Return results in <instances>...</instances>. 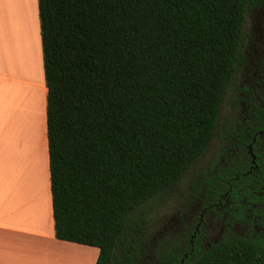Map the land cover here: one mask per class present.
Here are the masks:
<instances>
[{
	"label": "trees",
	"instance_id": "trees-1",
	"mask_svg": "<svg viewBox=\"0 0 264 264\" xmlns=\"http://www.w3.org/2000/svg\"><path fill=\"white\" fill-rule=\"evenodd\" d=\"M262 2L38 0L57 239L97 247L96 264L156 255L128 217L219 134ZM157 258L179 264L175 246ZM189 264H264V239H226Z\"/></svg>",
	"mask_w": 264,
	"mask_h": 264
},
{
	"label": "crops",
	"instance_id": "crops-1",
	"mask_svg": "<svg viewBox=\"0 0 264 264\" xmlns=\"http://www.w3.org/2000/svg\"><path fill=\"white\" fill-rule=\"evenodd\" d=\"M4 7L10 16L0 38V264H96L97 247L55 236L38 0H5ZM34 115L42 139L33 135Z\"/></svg>",
	"mask_w": 264,
	"mask_h": 264
},
{
	"label": "flooded vegetation",
	"instance_id": "flooded-vegetation-1",
	"mask_svg": "<svg viewBox=\"0 0 264 264\" xmlns=\"http://www.w3.org/2000/svg\"><path fill=\"white\" fill-rule=\"evenodd\" d=\"M244 31L239 92L203 178L212 189L183 214L175 245L179 264L195 262L226 239H264V0L247 14ZM147 258L162 264L155 254Z\"/></svg>",
	"mask_w": 264,
	"mask_h": 264
},
{
	"label": "rangeland",
	"instance_id": "rangeland-1",
	"mask_svg": "<svg viewBox=\"0 0 264 264\" xmlns=\"http://www.w3.org/2000/svg\"><path fill=\"white\" fill-rule=\"evenodd\" d=\"M239 81L240 79L235 85L231 86L226 93L219 122V134L213 138L204 155L188 169L176 185L154 195L138 209L134 210L128 217V222L131 223L138 220L140 217L143 218V227L146 229L148 239L153 241L155 237L154 250L159 258L177 244L178 228H180L183 223V214L188 212L192 203L191 201L204 191L203 178L212 168V155L219 145L217 136L223 133L221 123L225 117L230 114L231 107L233 105L235 106V99L239 92ZM40 124L38 117L34 115L31 122L32 132L35 138L37 134H40V138L42 139L43 136L41 135L42 129ZM40 145H42V141L39 143V149ZM38 159V163L41 164V154H39ZM178 218L179 220H177ZM71 256L74 258L73 262L78 259L80 260L78 256L74 257L72 254Z\"/></svg>",
	"mask_w": 264,
	"mask_h": 264
},
{
	"label": "bare ground",
	"instance_id": "bare-ground-1",
	"mask_svg": "<svg viewBox=\"0 0 264 264\" xmlns=\"http://www.w3.org/2000/svg\"><path fill=\"white\" fill-rule=\"evenodd\" d=\"M27 1V0H26ZM23 2L25 3V0H23ZM5 3V0H0V38H2V40L1 41H3V33H4V31H3V28H4V25H5V22L7 21V17H8V15H9V12H8V10L4 7V10H3V8H2V5ZM27 3V2H26ZM2 8V9H1ZM14 12V11H13ZM10 16V15H9ZM9 19V18H8ZM22 33H20V34H17V37L18 36H21V37H23L22 35H21ZM19 38V37H18ZM25 38V37H24ZM27 39H29V38H27ZM20 41H23V42H25V40H20ZM31 41V40H30ZM32 41L34 42V39H32ZM28 45V41H27V44H26V46ZM29 46V45H28ZM35 46V45H34ZM28 48H30V47H28ZM32 48V47H31ZM34 48H36V47H34ZM33 52H36V50L35 51H32V53ZM28 53H30V52H27L26 53V55H28ZM32 53H31V56H29V57H32L33 55H32ZM1 54V56H3V53H0ZM35 55H36V53H35ZM34 55V56H35ZM8 62L10 63L11 62V60H10V56H9V58H8ZM23 64V63H22ZM35 79V78H34ZM34 82H36V81H34ZM70 254H72V255H74V256H76V253L74 252V254L73 253H70ZM78 257L80 258V255H78Z\"/></svg>",
	"mask_w": 264,
	"mask_h": 264
}]
</instances>
